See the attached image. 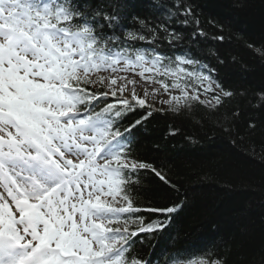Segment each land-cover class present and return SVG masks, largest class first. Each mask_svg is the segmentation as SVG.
<instances>
[{"label": "snow or ice", "instance_id": "snow-or-ice-1", "mask_svg": "<svg viewBox=\"0 0 264 264\" xmlns=\"http://www.w3.org/2000/svg\"><path fill=\"white\" fill-rule=\"evenodd\" d=\"M196 9V0H0V264H229L214 240L193 252L169 231L185 203L138 138L163 109L134 76L177 90L163 101L173 113L195 102L218 114L237 95L197 54L208 32ZM209 23L223 44L222 26ZM247 47L264 61V42ZM249 102L264 112V88ZM237 116L217 127L240 136ZM149 177L176 198L142 202Z\"/></svg>", "mask_w": 264, "mask_h": 264}, {"label": "trees", "instance_id": "trees-1", "mask_svg": "<svg viewBox=\"0 0 264 264\" xmlns=\"http://www.w3.org/2000/svg\"><path fill=\"white\" fill-rule=\"evenodd\" d=\"M196 4L208 32L197 54L217 67L218 79L237 95L225 100L218 114H208L195 102L179 113L154 106L163 112L154 111L139 130L140 151L158 164L164 162L184 200L169 229L177 240L187 242L193 252L214 240L229 264H264V112L249 102L264 88V61L247 47L248 42H264V0H196ZM210 20L222 26L223 44L212 39L221 28ZM209 49H215L225 64H218ZM165 82L171 84V79ZM233 112H239L234 126L240 136L235 138L217 127V120L231 121ZM249 122L256 124L251 135ZM171 131L176 134L170 135ZM155 144L160 145L159 154L150 152ZM176 196L149 177L140 200L165 206Z\"/></svg>", "mask_w": 264, "mask_h": 264}, {"label": "rangeland", "instance_id": "rangeland-1", "mask_svg": "<svg viewBox=\"0 0 264 264\" xmlns=\"http://www.w3.org/2000/svg\"><path fill=\"white\" fill-rule=\"evenodd\" d=\"M146 76L149 74H145ZM129 76L132 77L133 74L129 73ZM134 78L138 81H140V84L136 86L138 94L143 98L145 95V89L148 92V96L146 97V100L149 104L153 106H157L160 108H167L169 107L167 104H164L163 101L169 100L170 95H176L179 96L180 93L177 90L170 89L169 92H165L164 89L161 87L158 83H147L139 76H134ZM129 88L133 87V85H129ZM155 90V91H154ZM127 94V93H126ZM204 96H201V99H204ZM175 104V102H173Z\"/></svg>", "mask_w": 264, "mask_h": 264}]
</instances>
